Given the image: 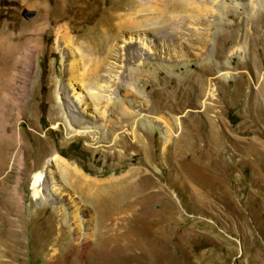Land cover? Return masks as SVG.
<instances>
[{"label": "rangeland", "instance_id": "obj_1", "mask_svg": "<svg viewBox=\"0 0 264 264\" xmlns=\"http://www.w3.org/2000/svg\"><path fill=\"white\" fill-rule=\"evenodd\" d=\"M155 1L0 0V264H264V0H165L159 11L182 27L174 41L146 31L170 30ZM99 13L121 25L117 57L94 83L68 79L72 55L80 71L94 58L88 32L99 22L85 20ZM46 16L55 21L44 49L60 66L47 75L63 116L58 134L46 106L32 116L41 130L24 118ZM213 50L222 69L204 62ZM200 59L202 74L190 65ZM158 72L187 94H154ZM28 128L34 134H20ZM73 167L101 181L106 209L70 183Z\"/></svg>", "mask_w": 264, "mask_h": 264}, {"label": "bare ground", "instance_id": "obj_2", "mask_svg": "<svg viewBox=\"0 0 264 264\" xmlns=\"http://www.w3.org/2000/svg\"><path fill=\"white\" fill-rule=\"evenodd\" d=\"M164 1L165 0H156L155 4H153L152 7H151L152 9L154 8L155 11L158 10V13L154 12V13L157 14V17L165 16V12L163 14V12L159 11V9H160V7H161V5L163 4ZM191 3L194 4L195 0H192ZM165 6H166V4H165ZM118 7H119V5H115V6L112 5V6H110V10L111 11H114V10L118 11L119 10ZM113 8H114V10H113ZM191 10L192 11L193 10L194 11H201L199 6L192 7ZM104 16L105 15H103V14L100 15V13H99V14H96V15H92V17H90L88 19H87L88 16L86 17L85 22H91V21H94V20H98V22H99L92 29H90L89 32H88L89 33V37H90L89 40L92 43V46L94 48V49L93 48H89V50L93 52L94 58L92 59L91 62L88 63V67L84 68V71H80V69H79L80 60H79V58H77L74 55H72L71 58L68 59V64L66 66V73H68V79H69V77H71L75 81H78V82H81V83L83 81H86L89 84L92 83V82L93 83L96 82L98 80V77L100 75L99 74L100 70L103 67L104 63H108L109 62L108 58L110 56H112L113 52L116 51L115 50L116 48L114 46L113 41L117 37L118 32H119V28H121L120 27L121 25L120 24L118 25V23H116V22L115 23L112 22L113 20L110 21L109 19H107ZM153 17L154 16H152V18ZM51 18L52 17H50V16L49 17L46 16V18L43 19L44 23L46 22L48 24L47 28H46L47 30H45V32H44V34L42 36V39L40 41L37 40L34 44H32L33 45L32 46V51L34 53L33 54V61H34L35 68H36V65L38 64L39 61H40V63H42V68H41V71H40V75H41L40 80L37 83V85L33 88V91H32L33 96H34V108H32V109L31 108L30 109L27 108L26 109V113L24 114V118L25 117L27 118V121H28L30 127H32V129L41 130L40 126H37L35 124V121L32 118V116L35 117V114L37 112L41 113V111L44 108L47 107L45 110L48 113L49 122H52V127L53 126H57L56 127L57 129L55 131L58 134V133H60L62 131V128L64 126H63V123H61V122L57 123V121H58V119H62L63 116L61 115V109L59 107H55L54 106L55 104H53V100H52L53 96H51V94H52V90H53V87H54V83L48 82L47 75H49V73L52 70L53 72H56V74L58 76L59 70H60L59 69L60 66H59L56 58L51 60V57L54 56L53 50L50 47L48 49H44V44L49 45V42H51L52 41L51 39H53L52 38L53 31L49 28V26L55 20H53L54 17L52 18V20H51ZM152 18H150V16L149 17H143L141 23L143 25H149L148 24L149 20L152 19ZM163 18H164L163 19L164 21H166V22L168 21V23H166V27H169L170 30L166 29L165 32H164V31H161V30H155V28H150V27L147 30L146 29L145 30L150 32V33H151V30H154L155 32L154 33L152 32V33H153V35H155L156 39H158L159 41H165V40L174 41L175 38L183 36L181 34L182 27L178 23L179 22L178 20H177L178 21L177 22L175 19H171V17H169V16L168 17L165 16ZM193 18L195 19L193 23H196V24L197 23H200V24L202 23L201 22L202 19L200 17H196L195 16ZM133 22H132V24L134 25ZM81 25H83V22H82ZM81 25H80V23H78V21H76L75 23L72 24V28H73V30L75 32H77V34H79V32L82 30V26ZM106 26H108V30L107 31H108V33H110V38L104 37L105 27ZM51 31H52V33H51ZM63 31H64V33L67 34V31H66L65 28L63 29ZM194 34H196L197 39H203V37H204V33L203 34L202 33L201 34L194 33ZM131 52L133 53V50H131ZM115 55L117 57V54H115ZM132 57L134 58V56H132ZM221 57L222 56H221V54L219 53L218 50H213L212 54L209 53L208 56H206L204 58V59H206L204 62H207V60H210L211 62H207V63H210V68L211 69H214V70L222 69L225 65H224V63L222 61L223 57L222 58ZM190 65L194 68L195 72H199L200 74H202L204 72V70H207L204 67V65H203L202 59H200V61L194 62L193 64H190ZM182 70H184V72L189 71L188 70V66L182 65ZM156 76L157 77L153 80V83H154V85L159 84V87H160L159 89L154 90L155 91L154 94H156L157 96L162 97L163 99L169 97L170 100H171L172 99L171 93H172L174 95V97L176 95L178 100H180V99H182L184 97V95L187 94L188 86L186 85V83L185 84H177L175 86H171L170 82H169L170 81V76L168 74L158 72ZM184 76L186 77V75H184ZM187 80L191 83L190 79H187ZM193 85H195V84H193ZM163 89H166V90L169 89L171 93L164 92ZM160 100H162V99H160ZM76 101L73 102V101L69 100V103L73 102L74 105L77 106L78 102H76ZM28 112H30V115L28 114ZM77 113L76 114L73 113V119H74V122H76V124H78V126L79 125L81 126V125H83L82 115H80V113L79 114H77ZM32 129H29V128L28 129H24V130L22 129L20 134H27V133L34 134V131ZM52 131H53L52 129L48 130V132H51V133H52ZM30 132H32V133H30ZM20 134L18 136L19 140H20ZM50 137H51V135H50ZM54 137H55V135H54ZM46 150H48V148ZM95 150L98 151V148H96ZM99 153L94 152V155H96V160L97 161H99L102 158L108 159V157H112L111 154L102 153V152H99ZM115 156L116 155H114L113 157H115ZM59 158L60 157L56 158L57 159L56 161H59ZM118 159H119V163H116L117 167L123 165L122 159L120 157ZM62 164H66V161L64 159H62ZM68 170H69V174H70L71 179H73V181H71L70 183H72V185L75 184L77 189L82 193V195H83L84 192L87 191L89 196L92 197V198H88L87 197L89 200H91V202H92V199L98 200V201L101 202V207L105 208L102 205L104 204L103 203L104 199L107 198V197H104V195H103L104 193L102 191L104 190L103 189L104 185L101 183V181L100 180L91 179V178L88 179L83 174V172L80 169L76 168V167H73V168L68 169ZM69 174H67V177L69 176ZM37 179H38V175H35V181H37ZM107 193H108V191H107ZM88 194H86V195H88ZM105 204H106V202H105ZM107 210L110 211V208L107 209ZM9 235H11V240L13 241L14 245H17L15 243L17 241V240H15L16 234L10 233ZM5 238H6L5 241H8V235H6ZM52 239H53L55 244H58L59 241L63 242V237H55L54 236V237H52ZM87 245H88V241H85L84 248L87 247Z\"/></svg>", "mask_w": 264, "mask_h": 264}]
</instances>
